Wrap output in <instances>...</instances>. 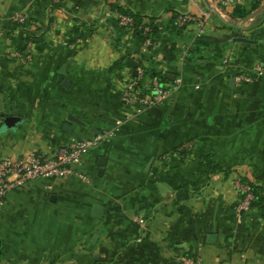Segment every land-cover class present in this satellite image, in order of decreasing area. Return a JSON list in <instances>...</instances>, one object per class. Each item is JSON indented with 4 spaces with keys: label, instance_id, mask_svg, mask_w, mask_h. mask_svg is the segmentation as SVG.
<instances>
[{
    "label": "crops",
    "instance_id": "1",
    "mask_svg": "<svg viewBox=\"0 0 264 264\" xmlns=\"http://www.w3.org/2000/svg\"><path fill=\"white\" fill-rule=\"evenodd\" d=\"M113 5L154 24L153 49L141 51ZM178 14L203 19L201 32L177 30ZM219 14L202 0H0V123L13 110L23 120L5 133L11 147L54 152L107 133L82 159L87 181L37 179L7 196L0 264H176L191 254L264 264V209L236 213L234 187L238 177L264 185V0L243 19ZM81 23L90 36L68 44ZM126 58L182 83L161 105H126ZM68 114L84 126L63 130ZM210 162L229 173H209Z\"/></svg>",
    "mask_w": 264,
    "mask_h": 264
},
{
    "label": "built area",
    "instance_id": "2",
    "mask_svg": "<svg viewBox=\"0 0 264 264\" xmlns=\"http://www.w3.org/2000/svg\"><path fill=\"white\" fill-rule=\"evenodd\" d=\"M253 0H213L214 9L221 13L223 7L228 5H242L251 3ZM118 23L122 27L132 25V19L129 16L118 14ZM21 21L24 19L21 18ZM174 22L178 27L186 28L190 25L197 26L199 32L204 27L203 19L190 14H179L175 16ZM143 34L147 35L150 32V22L145 21ZM128 34H132L128 30ZM156 46V42L150 37H145L142 42V52H148ZM136 77H132L127 73L129 80L126 82L125 90L122 95V102L126 105H131L139 102L146 106L161 105L165 100H169L173 92L181 85L182 80L177 78L171 85L161 83L157 77H152L147 87L151 96L147 100L142 97L140 89V79L143 77V68L138 66L136 69ZM241 80L248 81V77L243 75ZM106 134H96L89 138L80 139L69 143L68 145L58 148L54 152H46L34 150L24 155L9 156L0 160V207L4 205L7 196L14 190L22 188L27 182L37 179L59 180L69 176H76L84 181H87L86 175L83 173L82 159L84 155L92 148L100 144L106 137ZM234 187L242 196L238 205L239 211H246L251 208V203L254 201V194L247 184H244L240 178L234 182ZM176 264H194L193 260L185 257H180Z\"/></svg>",
    "mask_w": 264,
    "mask_h": 264
},
{
    "label": "trees",
    "instance_id": "3",
    "mask_svg": "<svg viewBox=\"0 0 264 264\" xmlns=\"http://www.w3.org/2000/svg\"><path fill=\"white\" fill-rule=\"evenodd\" d=\"M259 6V0H253L248 8H244L241 6H237L233 13L231 14V16L236 17L238 19H243L244 17H246L247 15L250 14V12L256 10ZM114 10L117 11L118 14H123L126 16H129L132 19V25L129 27H124L126 30H131L132 31V35L135 37H138L140 39L141 42H143V40H145V37H150L151 39H153L156 42V36L158 34V30L157 28L154 26V24H150V32L147 35L143 34V28H144V23H145V18L146 16L137 13L135 11H132L130 9H124L122 7H119L118 5H113L112 6ZM179 15V14H178ZM79 22V21H77ZM174 26L177 30H182L184 28H180L176 25V23L174 22ZM87 25V23H81V24H77L73 27L72 29V33L68 39V43H72L77 41L78 39H87L90 36V33L83 31L84 28L83 26ZM88 33V34H87ZM140 66V65H138ZM144 72L143 74L145 76H150L152 77H157L158 80L161 83H165L167 81L165 76L162 75H158L157 73H154L152 71H148V69L146 67H142ZM136 77V76H135ZM206 166L208 167V172L209 173H222V174H228L229 171H226L224 169H222V167L218 166V165H214L211 162L210 163H206ZM242 181V180H241ZM244 184H247L250 189L252 190L253 194H254V201L251 203V207H255L258 208L259 210L264 209V185H260L254 181H248L247 179L243 180ZM241 196V195H240ZM242 197V196H241ZM94 264H106L103 263L102 261H98Z\"/></svg>",
    "mask_w": 264,
    "mask_h": 264
},
{
    "label": "water",
    "instance_id": "4",
    "mask_svg": "<svg viewBox=\"0 0 264 264\" xmlns=\"http://www.w3.org/2000/svg\"><path fill=\"white\" fill-rule=\"evenodd\" d=\"M202 1L205 3L206 8H208L211 11H213L215 14H217L222 19L220 14L214 8L212 9V8L209 7V5L207 4L206 0H202ZM228 25L232 26L233 24H228ZM234 41L235 42H243V43H251L252 42V41H250L248 39H245L243 37L234 38ZM70 64H71V61H68L58 71V73L64 77V79L62 81V86H63L64 89H68L69 86H70V83H69V81L67 79V76H66V69H67V66L70 65ZM123 64L126 65L128 68L132 69V74H133L134 77L137 75L136 69H137L139 64L136 61H134L133 59H130V58H126L123 61ZM167 77L169 79H171V80L174 79V76H167ZM230 81L232 83L234 81V78H232ZM22 121L23 120L19 116L17 110L11 111L9 115H7L6 117L3 118L2 125L0 127V136H1V134H5V133H7L9 131H14L17 128V126L22 124ZM73 123L77 124V125L84 126V123H82L80 120H78L73 115L68 114L66 116L65 123L63 124V127H62L63 130H68L69 128H71V125ZM95 133H98V131H95ZM105 161H106V159H103V158L98 160V163H97V166H96V169H95L96 172L98 173V175H102L103 174V170H104V167H105ZM150 164H151V161L147 165V168H149ZM103 215H104V208L101 205H98V204L93 205V207H92V217L95 218V219L101 220L103 218ZM216 238L217 237L215 235H210L208 237V241L210 243L215 242Z\"/></svg>",
    "mask_w": 264,
    "mask_h": 264
},
{
    "label": "rangeland",
    "instance_id": "5",
    "mask_svg": "<svg viewBox=\"0 0 264 264\" xmlns=\"http://www.w3.org/2000/svg\"><path fill=\"white\" fill-rule=\"evenodd\" d=\"M249 5H250V3H244L242 5H228V6L223 7L222 11L231 15L233 13L234 9L237 6L248 8ZM225 18H227V17H225ZM68 39H69V35H68V37L66 39V42L68 41ZM68 44H71V43H68ZM128 80H129V77L127 76L126 82ZM140 89H141L142 96H144L145 98L149 99L150 96H151V93H150L148 88L144 87L142 81H140ZM167 101L168 100H165V102H167ZM1 125H2V123H0V127H1ZM9 133H10V131H9ZM7 135L8 136H6V134H1V136H0V138H1L0 139V160L4 159L6 157H9V156L24 155V154H27V153L30 152V151L24 152V150H22V149H19V148L17 149L15 147H11V144L9 142L10 141V136H9V134H7ZM38 148L39 147L32 146L31 148H29L27 150H39ZM170 158H173V157L170 156ZM238 178H240L242 180V182L245 179V178H242V177H238ZM185 258L193 260L194 264H200V257L198 255L191 254L189 256H185Z\"/></svg>",
    "mask_w": 264,
    "mask_h": 264
}]
</instances>
